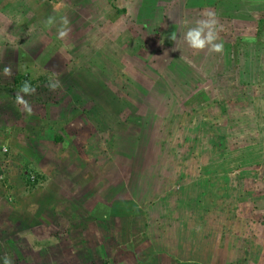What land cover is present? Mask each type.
<instances>
[{"label": "rangeland", "instance_id": "374dc122", "mask_svg": "<svg viewBox=\"0 0 264 264\" xmlns=\"http://www.w3.org/2000/svg\"><path fill=\"white\" fill-rule=\"evenodd\" d=\"M208 11L220 54L183 42ZM5 257L264 264V0H0Z\"/></svg>", "mask_w": 264, "mask_h": 264}, {"label": "clouds", "instance_id": "9594fccd", "mask_svg": "<svg viewBox=\"0 0 264 264\" xmlns=\"http://www.w3.org/2000/svg\"><path fill=\"white\" fill-rule=\"evenodd\" d=\"M203 19L195 21L194 26L187 27L188 22L185 21V27L187 31L183 35V42L191 49L194 53H199L207 49L208 53L220 54L223 52L224 43L220 40L218 32L222 31V27L218 26L216 14L214 12L208 11L204 13ZM48 25L54 23V18L49 17L46 21ZM69 21L67 17H63L61 20V27L58 29L57 38L60 40L67 39L69 35L70 28L68 27ZM172 40H175V36H171ZM219 41V42H217ZM2 74L4 76H10L12 74V68L6 66L2 69ZM49 90L55 91L60 87L59 80H53L48 85ZM36 88L32 86L31 83L25 81L22 86L19 88V91L16 95V103L20 105L26 115L30 116L32 114V108L29 102L24 99L25 96H30L34 94ZM7 149L5 148V151ZM3 264H11L10 260L5 257Z\"/></svg>", "mask_w": 264, "mask_h": 264}]
</instances>
